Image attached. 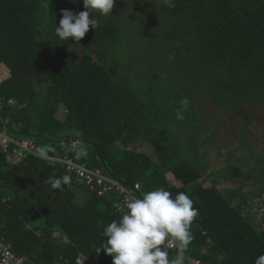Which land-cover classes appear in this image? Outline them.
<instances>
[{"label":"trees","instance_id":"trees-1","mask_svg":"<svg viewBox=\"0 0 264 264\" xmlns=\"http://www.w3.org/2000/svg\"><path fill=\"white\" fill-rule=\"evenodd\" d=\"M52 1L0 0V65L8 70L0 80V130L17 140L35 139L38 147L52 145L56 151L49 154L59 157L78 139L88 155L72 154L89 168L140 183L142 193L163 188L174 198L185 192L199 210L186 259L256 264L264 255V232L234 201L264 193V155L251 166L235 160L212 169L201 152L204 128L189 138L167 130L158 111L118 84L117 63L95 58L101 46L116 41V21L104 17L81 44L64 41L56 28L66 7ZM173 2L174 8H163L193 32L191 60L201 78L264 127V0ZM79 45L80 52L74 49ZM140 139L154 146L156 158L132 146ZM14 148L0 146V236L28 257L27 264H51L60 256L76 264L79 255L88 264H106L97 247L106 243L105 227L122 217L115 198L84 185L54 189L45 181L69 174L64 164L33 154L15 160ZM222 181L227 187H218Z\"/></svg>","mask_w":264,"mask_h":264},{"label":"rangeland","instance_id":"rangeland-1","mask_svg":"<svg viewBox=\"0 0 264 264\" xmlns=\"http://www.w3.org/2000/svg\"><path fill=\"white\" fill-rule=\"evenodd\" d=\"M62 1L69 10L75 4L73 12L87 10L84 0ZM163 3L164 0H116L108 16L93 12L92 18L100 21L109 17L119 29L116 41L101 46L102 56L96 53L95 58L105 64L117 63L118 84L145 108L158 111L167 130L189 138L200 135L204 128L201 152L212 169L219 170L235 160L244 167L254 165L256 157L264 155L263 125L245 111L234 110L229 100L218 97L220 93L209 79L201 78L202 71L191 60L193 32L165 11ZM51 4L56 7L58 2L53 0ZM81 47L74 49L80 52ZM185 97L189 101L185 119L177 120L176 112ZM65 113L61 106L57 115L63 119ZM132 146L156 158L154 146L145 139ZM251 182L249 187L256 183ZM218 187L227 186L222 181Z\"/></svg>","mask_w":264,"mask_h":264},{"label":"clouds","instance_id":"clouds-1","mask_svg":"<svg viewBox=\"0 0 264 264\" xmlns=\"http://www.w3.org/2000/svg\"><path fill=\"white\" fill-rule=\"evenodd\" d=\"M164 3L170 8L175 7L173 0H164ZM115 4L116 0H84L85 11L76 14L63 9L56 34L64 41H81L91 28L99 27V21L92 18V13L108 16ZM180 103L177 120L185 119L184 112L189 106L186 97ZM70 150L78 159L88 155L87 149L79 143H73ZM55 151L52 145H41L33 155L55 165L54 157L49 155ZM45 182L54 189H62L71 185L72 177L69 174L49 176ZM126 208L128 211L121 219L111 222L101 233L107 238L103 249L113 256V264H185L186 250L194 239L191 228L199 215L188 194L179 192L173 198L170 191L158 188L143 193L142 198L127 200ZM169 249L175 250L174 258ZM256 264H264V255L257 258Z\"/></svg>","mask_w":264,"mask_h":264},{"label":"built area","instance_id":"built-area-1","mask_svg":"<svg viewBox=\"0 0 264 264\" xmlns=\"http://www.w3.org/2000/svg\"><path fill=\"white\" fill-rule=\"evenodd\" d=\"M13 102V100H11ZM0 108H2V102L0 101ZM73 143H80L78 139H72L71 145ZM70 145V147H71ZM0 146L7 152L14 148L15 160H20L26 158L33 154L34 150L38 147L35 139L25 138L22 140H17L10 136L7 131L0 130ZM55 161H60L64 164L66 170L70 175L74 177V183L69 185L73 187L75 184L84 185L89 187L90 190L95 191L99 195H110L115 198V205L118 212L122 216L127 210L126 201L129 199L142 198L143 193L141 190L140 183H135L133 185H128L120 180H117L110 175H108L101 168L92 169L88 165L76 159L69 149L64 156H55ZM49 163V162H48ZM208 174H205L207 177ZM225 182V181H224ZM226 183V182H225ZM227 186V184H226ZM234 205H239L245 215H250L252 218L253 225L260 231L264 232V193L257 194L255 196H248L243 201H234ZM207 233V232H204ZM98 249L101 251L98 252ZM98 254L104 255L106 259V264H113V256L109 255L106 249L103 247H97ZM169 254L171 257L176 256V252L173 249H169ZM185 257L187 255L185 253ZM185 258V264H217L216 262H205L200 258ZM223 257H220V260ZM88 264V259L84 255H79L76 258V264ZM28 257L25 254H19L14 251L12 243L7 240L5 236H0V264H27ZM70 260L68 258H63L60 256L58 259L53 261L51 264H69Z\"/></svg>","mask_w":264,"mask_h":264},{"label":"crops","instance_id":"crops-1","mask_svg":"<svg viewBox=\"0 0 264 264\" xmlns=\"http://www.w3.org/2000/svg\"><path fill=\"white\" fill-rule=\"evenodd\" d=\"M8 75V70L5 65H0V80H2L5 76ZM205 140L200 138L201 145Z\"/></svg>","mask_w":264,"mask_h":264}]
</instances>
